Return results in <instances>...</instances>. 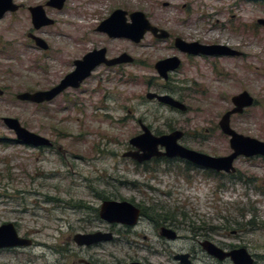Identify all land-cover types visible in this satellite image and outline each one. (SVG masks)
Masks as SVG:
<instances>
[{"label": "rangeland", "instance_id": "374dc122", "mask_svg": "<svg viewBox=\"0 0 264 264\" xmlns=\"http://www.w3.org/2000/svg\"><path fill=\"white\" fill-rule=\"evenodd\" d=\"M46 1L14 0L22 10L0 21V227L13 224L20 237L35 243L17 255H1L0 264H80L81 260L121 264L136 259L181 264L174 257L191 253L199 259L195 264L215 263L187 239L192 236L187 232L180 233L182 239L169 250L159 230L147 222L136 229L141 238L115 226L114 244L78 248L75 235L110 231L108 224L97 218L104 201L134 203L160 216L173 215L182 231L223 232L229 237L226 243L245 248L256 264H264L263 159L239 158L235 177L208 175L211 172L203 169L186 172L180 164H151L148 172L138 168L123 158L132 150L130 140L141 129L132 118L125 120L126 90L116 70L97 73L107 79V91L68 92L46 107L16 98L44 90L73 71L74 61L101 42L94 28L112 10L142 12L151 23L181 38L227 45L244 54L243 58L197 60L187 66L186 70L192 71L187 77L193 82L195 120L192 126L173 128L186 134L182 146L214 157L229 156V139L218 124L232 109L231 99L245 91L255 105L244 115L233 117L231 126L245 137L264 142V28L257 25L258 20H264V4L247 0H68L61 13L49 11L48 17L56 20L53 28L35 31L28 8ZM84 3L92 13L82 17L84 26L79 30L73 22L76 13L70 8ZM29 34L50 45L48 60L43 52L31 48ZM160 46L158 49H165ZM114 50L131 56L159 51L129 41L115 42ZM46 65L51 67L50 77L42 73ZM4 118L18 119L53 147L35 150L16 143L15 135L2 122ZM147 125L157 136L171 131L165 119L159 123L150 120ZM135 243L139 247L157 244L158 255L163 256L141 253ZM59 252L66 257L62 259Z\"/></svg>", "mask_w": 264, "mask_h": 264}, {"label": "flooded vegetation", "instance_id": "af4514ba", "mask_svg": "<svg viewBox=\"0 0 264 264\" xmlns=\"http://www.w3.org/2000/svg\"><path fill=\"white\" fill-rule=\"evenodd\" d=\"M50 1L51 0H47L46 2H44V4L31 5V7L28 8V12L30 13V16H31V24H32L33 28H34V24H33V16L31 13V9H34V8L42 7L45 14H46V17L49 20H51L53 23L50 26L41 28L40 30H35V28H34L35 31L41 32L43 30L53 28L56 25V20L48 17L49 11L61 13L62 11L65 10L68 0H65L63 8L61 10L50 7L49 6ZM19 7H20L19 11H21L23 7L22 6H19ZM167 7H168V5L164 6V8H167ZM70 11L72 13H76V18H75V21H73V22H76V28L79 30H81V28H83V26H84V23H83L84 18H82V17L83 16L88 17L92 13L91 9L87 8L86 3L78 5V7H74V8L71 7ZM117 11H122V12L126 13V16L124 17L125 21L122 19L124 22L123 23L121 22L123 25L124 24L125 25L132 24L131 16L135 13H142V12H134L132 14H129L127 11H124L122 9H117L114 11L112 10L110 16L102 19L100 21V24L94 28L95 34L102 37V40H101V42L98 43V46H96L92 51L88 50L81 57H78V59H76L73 63V71L65 73V75L61 76L60 79H58L54 83L47 85L44 90L36 89L35 91H38V92L53 91L69 75H71L72 73H74L78 69V67L76 65L77 63H82L84 61L85 57L88 56L89 54L100 53L98 59H99V61H102V62L94 70L91 71L90 76L86 80H84L82 83H80L78 88H75V87L67 88L65 90L66 92H64L61 96H59L58 98L53 100V102H51V103H45L42 105H33V104H29V103H25V104L32 105L34 107H46V106L52 105V103H55L60 97L65 96V94L68 92H75V93H80L81 95H84V94H88V93L90 94V91H93V94L97 93L98 91H107V89L104 87L105 83H107V79H104L103 76H101V77L98 76L97 73H98V71L107 72V71L116 70L119 73V75L121 77L122 85H123L124 89L126 90L124 95H123L124 96L123 106H124V111L126 112V119L125 120H129L130 118H132L133 122L136 123L141 129V133L138 136L136 135L131 140L145 135V131H144V128H145L151 133L152 136H154L156 138H160L163 136H169L175 132L180 131L184 134V137L179 141V144H180L182 142V140L185 139L186 134L181 130H176L173 128H186V127L192 126L194 123V120H195L194 119V109L192 106V103H193L192 94L194 93L193 82L189 81V78L187 77V75L191 74L192 71L186 70L187 66L194 65L197 60L207 61L209 59L219 60V59H230V58H243L244 54L240 50L233 49V50L241 53L242 56L241 57H226V56H219V57L218 56H212L211 57V56H204V55H199V56L191 55V54L181 50L177 46V40L178 39H181L188 44L198 43V44L203 45V46H227V45L205 44L199 40H189V39L181 38L179 36V34H175L174 32L169 31V30H165V28H160L159 24L151 23L149 18L144 13H142V14L145 15V17L147 18V20L151 24V26L156 28L158 31H162V32L167 33L168 38L159 39L155 35L148 33L147 35H145V38L139 44H135L132 41L127 40V39L112 38L107 33H105V31L100 30V28ZM18 12H16V13H18ZM13 14H15V13H13ZM31 36H35V35H33V34L28 35V38L33 43V46H31V48L33 47L34 49H37V50L43 52L42 54L44 56V59L48 60L50 58V56H48V54L51 51L50 45L43 40L45 42L44 47L46 46V48H41V47L37 46L35 41L32 40ZM157 36H162V33L159 32L157 34ZM35 37H37V36H35ZM147 37L152 38V40L146 41ZM80 38L82 41V37H80ZM118 41L119 42L120 41H129L133 45H135L136 47H142L146 50L149 48H153V49H156L159 51H156V53H153V54L147 53V54L138 55V56H131L126 52H120V53L116 54L115 50H114V43L118 42ZM160 45H164L165 49H163V50L158 49V48L162 47ZM227 47H229V46H227ZM51 54H53V51ZM124 55H127L129 57V59H128L129 61L127 63L118 64L116 66H109L108 65V63L113 62L114 60H118L121 57H123ZM56 61L57 60L54 59V62H56ZM165 62H167V63H165ZM37 65L39 66L38 63H37ZM39 69H41V68H39ZM50 70H51V67L49 65H46L45 68L43 69L44 72H42V73L44 74V76L50 77L51 76ZM93 82H95V84L92 87H90L91 83H93ZM137 90H139L140 93H138ZM34 93H37V92H33L32 94H34ZM159 97L170 98L175 103L179 104L180 106H171L168 104L161 103L158 100ZM232 99H231V103H232ZM105 100L107 101V98ZM254 105H255V103H254ZM233 109H234V107H232V109L229 110L228 112L232 111ZM140 111H142L143 113L138 114V112H140ZM228 112H226L222 116V118ZM237 116H242V115H237ZM233 117H236V116H233ZM233 117H232V119H233ZM222 118L220 119V122H221ZM162 119H165V125L167 127H169L171 129V131L168 134L157 136L151 131V127L149 125H147V123L150 120H152L154 123H159L162 121ZM232 119H231V123H232ZM220 122L218 124L219 129H220ZM220 131H221V129H220ZM158 135H160V134H158ZM226 138H228V137H226ZM194 139L204 141L205 138L195 136ZM15 142L20 144V145H23V144L19 143L17 140H15ZM129 145H130V142H129ZM23 146H25V145H23ZM26 147L34 149L30 146H26ZM131 148H132V150L128 151L127 153H131V152L136 151V149L133 148L132 146H131ZM48 149H51V148H48ZM35 150H44V149H35ZM160 151L164 152L165 150L163 148H161ZM196 152H199V151H196ZM127 153L123 154V158H124V155ZM199 153H202V152H199ZM202 154H205V153H202ZM212 157H214V156H212ZM257 158H261L264 160V158H262V157H257ZM124 159H126L127 161H131V162L135 163L138 168H143L145 170V172L149 171L148 167L151 164H158V163L185 165L184 171H186V172L195 171L198 173L202 169V168L196 167L193 164H191L187 161H184L182 159H179V158H176V159H169L166 157L155 158V159L151 160L150 162H146V163H142V164L138 163L137 161H135L131 158H124ZM252 159H255V158H252ZM203 170H205V169H203ZM206 171H210V170H206ZM210 172L211 173H208V175H210V174L211 175H217L218 177H221V176L224 177L225 175L231 176V175H227L225 173H216L213 171H210ZM236 174H237V172H236ZM236 174H234L232 176L235 177ZM105 202H108V201H104L102 203V205ZM113 202H117V201H113ZM127 203H129V202H127ZM130 204L133 205L135 208H137L140 211V218H139L136 225L130 226V225H122V224H110V223L102 220L100 217L101 208H102V205H101V208L98 210L97 218H99L103 222L107 223L108 226L110 227V231L109 232H97V233H93V234H78V235H75V237L79 236V235L80 236H88V235H94V234L101 233L104 235H108V234L112 235L113 240L111 242L100 243V244L93 245V246H79L75 242V237H74L73 241H74L75 245L78 248L85 250V249H89L92 247L101 246L103 244H114V242L116 241L117 233L115 231H113L112 228L115 226L122 227L124 233L126 232L129 236L134 235L137 238H141V236H138L140 234L138 232H136V229L142 223L147 222L150 226H152V228H156L159 230V237L161 238L162 241H164L163 243L166 246H168L169 250H173L174 247L177 245V243L182 239L180 237V233L187 232V233L191 234L192 236L190 238H187V239H192V242L197 245L200 252L215 262L213 264H233V262L230 258H227L224 261H220L218 258L212 256L210 254V252L213 249L218 250V251H222L224 254H230L234 251L245 249V248H241V247L231 246L228 243H226L225 241L227 239H229V237L226 234H224L223 232L214 231V230H209V231H182L181 230L182 227L177 226V221L175 219L176 218L175 216H173V215L160 216V215H157L156 211H154V210H148L147 211L141 205L140 206L135 205L134 203H130ZM23 239H26V238H23ZM144 239H146V238H144ZM33 246H35V243ZM134 246H136L137 251H139L141 253L149 252L154 256H163V254L158 255L157 244H155L156 247H154V246L139 247V246H137L136 243L134 244ZM26 249H28V248L1 249L0 250V256L1 255H17L18 252L24 251ZM195 253H196V250H195ZM59 254H60L62 259H63V257H66V255L63 254V252H59ZM67 257L69 258L68 255H67ZM183 257L188 258L186 260V263L183 262V260H182ZM252 258L254 260V264H256L255 257L252 256ZM174 260L176 262L179 261V263H181V264H195L194 261H199V259L197 258L196 255H194V253L176 255L174 257ZM79 263L80 264H103V263H96L93 261L87 262V261H82V260L79 261ZM5 264H7V263H5ZM121 264H152V263L136 259V260H130L128 263L124 262Z\"/></svg>", "mask_w": 264, "mask_h": 264}, {"label": "water", "instance_id": "95a60500", "mask_svg": "<svg viewBox=\"0 0 264 264\" xmlns=\"http://www.w3.org/2000/svg\"><path fill=\"white\" fill-rule=\"evenodd\" d=\"M65 0H51L49 6L61 10ZM20 7L14 3V0H0V21L7 15L18 12ZM33 16V24L35 30H40L43 27L52 25V21L46 17L42 7L31 9ZM126 13L117 11L114 15L105 22L100 30L105 31L110 37L115 39H127L135 44H139L145 35L151 33L159 39L168 38L167 33L158 31L152 27L147 18L142 13H135L131 16L132 24L123 25ZM124 21H123V20ZM122 22V23H121ZM257 24L264 28V20H258ZM162 36H157L158 33ZM32 40L36 42L37 46L46 48L45 42L40 38L31 36ZM177 46L195 56H226V57H241L242 54L227 46H203L198 43L188 44L181 39L177 40ZM100 53H92L85 57L82 63H77L78 69L69 75L56 89L47 92L37 93H22L16 98L23 103H30L34 105H42L51 103L53 100L61 96L67 88H78L79 84L86 80L91 71L94 70L102 61H99ZM127 55H124L118 60L108 63L109 66H116L118 64L127 63L129 60ZM104 62V61H103ZM169 62V61H168ZM167 63V62H165ZM0 96L3 92L0 90ZM161 103L171 106H180L172 99L167 97H159ZM255 100L248 93L243 92L232 99L234 109L228 112L220 122V129L223 135L229 138L230 148L232 154L227 157H212L206 154L196 152L194 150L185 148L179 144V141L184 137L180 131L175 132L169 136L156 138L144 128L145 135L135 138L130 141V145L136 149L135 152L127 153L124 158H131L138 163L150 162L155 158H169L182 159L193 164L196 167L214 171L216 173H225L227 175L236 174L235 162L239 158L252 159L257 157L264 158V142L256 139L245 137L237 133L231 127V119L233 116L243 115L248 109L254 106ZM5 127L14 133L16 140L34 149H48L52 148L53 144L46 138L41 137L25 129L18 119L4 118L2 120ZM163 148L165 151L161 152ZM100 217L102 220L110 224H122L134 226L140 218V211L133 205L127 202H113L108 201L102 205ZM112 235H104L101 233L76 236L75 242L79 246H93L100 243L111 242ZM33 241L23 239L19 236L16 227L13 224H6L0 227V250L12 248H31ZM210 254L220 261L230 258L233 264H254L252 256L245 250L241 249L230 254H224L222 251L213 249ZM188 258L183 257V262L186 263Z\"/></svg>", "mask_w": 264, "mask_h": 264}, {"label": "trees", "instance_id": "16d2710c", "mask_svg": "<svg viewBox=\"0 0 264 264\" xmlns=\"http://www.w3.org/2000/svg\"><path fill=\"white\" fill-rule=\"evenodd\" d=\"M247 2L264 4V0H247Z\"/></svg>", "mask_w": 264, "mask_h": 264}]
</instances>
